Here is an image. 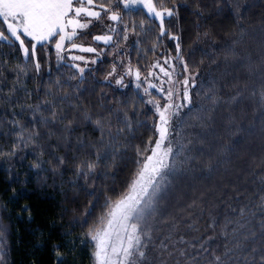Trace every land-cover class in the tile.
I'll return each mask as SVG.
<instances>
[{"label": "trees", "instance_id": "16d2710c", "mask_svg": "<svg viewBox=\"0 0 264 264\" xmlns=\"http://www.w3.org/2000/svg\"><path fill=\"white\" fill-rule=\"evenodd\" d=\"M94 1L107 11L92 29L121 20L83 74L57 36L34 54L25 38L27 56L0 41V264H95L91 234L158 138L144 91L106 78L124 64L144 75L169 49L183 63L169 126L179 170L141 221L150 264H264V0H155L175 13L163 36L144 9Z\"/></svg>", "mask_w": 264, "mask_h": 264}, {"label": "snow or ice", "instance_id": "6c2138e0", "mask_svg": "<svg viewBox=\"0 0 264 264\" xmlns=\"http://www.w3.org/2000/svg\"><path fill=\"white\" fill-rule=\"evenodd\" d=\"M119 3L125 9L139 7L145 9L151 16L157 17L162 36L165 17H172L175 14L172 9L167 8L157 11L153 0H119ZM94 7V0H0V25L6 26L0 27V41L10 44L18 42L25 56L29 53V47L25 46V38L35 42L31 44L33 54L37 44L48 42L56 36L59 37L55 43L57 50H63L65 40L71 41L72 47H78L74 41V37L78 35L77 29H86L91 23V20L87 19L89 17L97 20L100 18L101 13L93 10ZM100 7L104 6L100 5ZM108 19L120 21L121 17L113 11ZM95 39L108 43L111 37L96 36ZM172 39L178 38L172 37ZM176 47L179 48V45L177 44ZM81 51L93 52L95 49L81 48ZM73 59L83 58L73 57ZM36 66L38 68L39 64ZM161 71L165 76L171 75L163 68ZM136 78L138 80L140 78L139 71L136 72ZM117 83H122V80H118ZM182 83L187 86L189 81L185 79ZM171 98L172 92L169 90L168 99ZM185 99L191 102L187 92ZM149 103L154 102L149 101ZM155 106L159 121L158 138L154 143L147 142L142 151L138 149V154L141 156L137 161L139 170L131 182L129 192L116 201L112 210L108 212L106 227L96 230L90 237L96 242V251L93 253L96 264H140L146 258L144 248L147 245L143 243V238L147 233L142 230L141 221L146 210L151 208L157 193L161 191L163 182L179 170L169 140L170 119L176 112L170 111L173 108L172 104L161 107L155 102ZM175 155L178 156L179 153ZM94 167L93 164L88 165L90 170ZM213 259L216 264H222L221 257L214 256Z\"/></svg>", "mask_w": 264, "mask_h": 264}, {"label": "rangeland", "instance_id": "374dc122", "mask_svg": "<svg viewBox=\"0 0 264 264\" xmlns=\"http://www.w3.org/2000/svg\"><path fill=\"white\" fill-rule=\"evenodd\" d=\"M153 2L156 4L155 0H153ZM94 5L95 7L93 8V10L100 12L101 13L100 16H102V14L106 12L105 11L106 8L105 7L101 8L100 4H97L95 1H94ZM156 7H157V11H162L164 9V8H159L157 5ZM111 14L112 12L107 14V18ZM148 15L150 17H154V16H151L150 14ZM154 18L160 23L157 17H154ZM87 19L91 20V23L89 24V26L86 29H77L78 35L74 37V41L78 45V47H72V42L65 40L63 50L56 49L59 58L63 61L73 64L79 70L81 74H83L86 71V69L96 64V62L101 58L103 54V48L113 41V32L115 30V22H117V21H112V20L110 21V19H108L109 20L108 24H105L107 20L105 19L102 29L94 30L91 28L92 27L91 25L94 22H96L97 19L91 18V17ZM82 22H83V18H82ZM0 27H3V25H0ZM5 35H7V32H5ZM96 36H102V37L109 36L111 37V40L108 43H105L103 40H99V41L96 40L95 39ZM58 39L59 37L57 36V40ZM89 47L95 49V51L93 52L81 51V48H89ZM73 57H82L83 59L77 60V59H73ZM181 64L183 63H182V60L179 58V56H177L172 49H169L168 51H165L164 54L162 53V55L158 57V59L154 62V65L150 68V70L146 74L143 75L139 72L140 74L139 80L136 78V72L138 70L131 67L129 64H124L122 68L114 67L110 71L106 80L114 82L119 85H134L135 87L139 85V88H141L144 91V93L147 95L148 102L149 101L154 102V103H149V104L158 118V113L156 111L155 102H158L161 107H164L166 104H172L173 108L170 109V111L176 112L177 109L179 108L177 107V104L175 106V104L172 103V101L177 100V98L174 99V96H173L174 94L172 95L173 99L172 98L171 100L168 99V91L171 90V92H173L174 79H176L173 76L174 75L173 71L175 70V68L178 69L179 68L178 66H180ZM156 65H159V67H157ZM154 67L156 69H154ZM161 68L169 72L171 75L165 76L164 72L161 71ZM81 69H83V72H81ZM130 69L131 71H129ZM189 77L190 76L186 73L185 76L183 75V78H184L183 80L187 79L189 81L190 80ZM118 80H122V83H117ZM149 85H155V87H149ZM183 88H185V85L182 82L177 81V84L175 86V89L177 90V96L182 94ZM145 89H147V91H145ZM161 89H163V91H161ZM152 93H156L157 95L161 96V98L154 99L153 96H151ZM178 99H180V96L178 97ZM157 124L159 126V121ZM166 144H167V141H166ZM115 202L111 204L109 211L112 210V207L114 206ZM107 219H108V216L106 215L104 221L93 230L91 235L95 234L96 230L105 228L107 225ZM151 238L152 236L150 233H148L143 238V243L147 245V247L144 248V251L146 253V258L142 260L140 264H150L151 261L154 260V258L155 260H156V257L158 258L157 255L153 257L152 253L150 252L152 248H154L155 250L157 249V246H155L154 238L152 239ZM93 242L94 244L96 243L95 241ZM95 251H96V248H95ZM95 264H96V261H95Z\"/></svg>", "mask_w": 264, "mask_h": 264}]
</instances>
